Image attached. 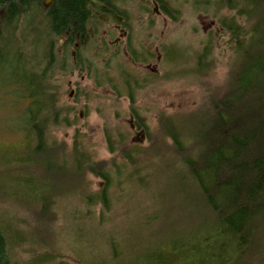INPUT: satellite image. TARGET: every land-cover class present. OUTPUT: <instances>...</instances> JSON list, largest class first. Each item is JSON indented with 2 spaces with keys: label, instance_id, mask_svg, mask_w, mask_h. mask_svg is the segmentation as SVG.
Returning <instances> with one entry per match:
<instances>
[{
  "label": "trees",
  "instance_id": "16d2710c",
  "mask_svg": "<svg viewBox=\"0 0 264 264\" xmlns=\"http://www.w3.org/2000/svg\"><path fill=\"white\" fill-rule=\"evenodd\" d=\"M154 1L166 15L177 19L178 8L164 7L169 5L168 0ZM192 1L196 10H204L200 5H209L212 16L219 17L222 41L230 48L225 78L206 89L194 112H161L157 116L158 134L153 136L147 120L133 106V84L120 67L132 123L125 130L105 125L111 158L96 160L77 131L69 146L58 145L48 137L53 125H71L68 112L58 104V86L59 79L74 66L69 61L68 46L58 49L56 44L61 38L71 44L86 35L93 17V1L51 0L46 6L43 0H0L1 64L13 58L24 65L33 56L35 47L12 45L21 17L29 21L27 28L23 24L22 33L29 40L35 35V30L31 33V21L35 19L36 27L41 28L37 33V60L26 66L27 74L18 68L27 77L23 91L39 95L38 111L26 109L36 131L35 149L52 160H60L57 169L64 167L67 178L78 181L76 186L83 178L86 183L88 175L103 183L94 192L75 193L87 206H78L73 213L75 218L78 213L81 218L83 213H93L90 231L101 229L108 216L110 221L114 219L110 210L113 185L136 181L155 203L173 198L179 207L174 210L192 223L173 226L162 222L159 229L155 226L159 219L157 210L151 216L139 212L136 221L142 227L155 228L156 235H151L154 240L133 244L124 239L122 230H116L112 222L97 234L104 241L105 254H96L85 264H187L186 260H192V264H264V0ZM225 9L231 14L220 18ZM30 12L31 19L26 17ZM9 29L12 33L5 40L3 35ZM214 38L215 32L209 33L203 41L196 60L198 73L209 65L204 59L209 56ZM131 131L145 133V144L130 141ZM121 191L126 192L125 188ZM74 192L71 189L64 195ZM96 205L100 212L95 213ZM0 264H15L1 223Z\"/></svg>",
  "mask_w": 264,
  "mask_h": 264
},
{
  "label": "rangeland",
  "instance_id": "374dc122",
  "mask_svg": "<svg viewBox=\"0 0 264 264\" xmlns=\"http://www.w3.org/2000/svg\"><path fill=\"white\" fill-rule=\"evenodd\" d=\"M154 2L127 1L131 6V43L134 47L128 48L125 54L117 56L106 45L94 46L83 53L85 64L79 67L71 64L69 57L74 69L59 79L58 104L68 112L71 125H53L48 132V137L58 145L65 143L69 146L77 131L96 160L111 158L104 136L105 125L125 130L132 123L120 67L133 84V106L145 117L153 136L158 134L157 116L161 112L165 115L194 112L202 103L206 89L223 81L228 70L230 48L222 41L219 17L212 16V7L197 5L204 10H196L192 0H168L169 5H164L166 9H179L174 20L157 2L156 9L161 13L153 11ZM32 13L26 17L30 18ZM230 14L225 9L220 18ZM20 20L18 26L25 23L27 28L29 21L24 17ZM37 25L35 19L31 21V33L35 30V35L30 40L17 26L12 44L13 48L16 44L35 47L29 63L21 65L13 58L0 63L3 65L0 66V223L15 264H85L92 256L105 254L106 246L97 234L113 223L116 230H122L124 239L133 244L145 239L154 240L151 235H156L155 228L140 226L136 221L137 213L151 216L157 210L159 219H156L155 226L159 229L163 223L173 226L192 224L189 218L186 222V218L174 210L179 207L173 198L155 203L149 192L139 188L136 181L113 185L110 210L114 219L110 221L108 216L104 225L96 224L97 227L103 225L101 229L90 231L93 229L89 226L94 222L91 219L93 213H83V218L78 213L75 218L73 213L78 206L87 208L75 193L94 192L103 183L88 175L86 183L83 178L76 186L78 181L68 179L64 167L57 169L60 160H52L35 149L36 131L26 109L30 107V111H38L39 95L37 92L27 94L22 85L27 80L24 76L26 66L34 65L40 52L37 33L41 28ZM10 32V29L5 31V40L9 39ZM213 32L215 38L209 56L204 59L209 65L202 69L203 73H198L196 60L199 51L207 34ZM62 42L60 39L56 44L58 49ZM146 55L151 60L146 59ZM71 89H74L72 94ZM128 139L145 144V133L131 131ZM122 188L126 192L122 193ZM71 189H75L74 195H64ZM99 209L96 205L95 213L100 212ZM186 263L192 264V260H186Z\"/></svg>",
  "mask_w": 264,
  "mask_h": 264
},
{
  "label": "flooded vegetation",
  "instance_id": "af4514ba",
  "mask_svg": "<svg viewBox=\"0 0 264 264\" xmlns=\"http://www.w3.org/2000/svg\"><path fill=\"white\" fill-rule=\"evenodd\" d=\"M93 1V17L85 36H82L79 41H74L67 44L66 40L62 39V44L67 45L70 52L71 64L76 66L85 64L83 53H87L91 47H101L106 45L111 52L116 54H125L128 48H133L132 39V18L131 6L127 4L128 0H92ZM143 2L144 0H139ZM51 0H43V5H49ZM153 11L161 13L156 2ZM147 19V18H146ZM18 29L21 33L25 27L23 23L19 24ZM150 56H152L150 54ZM83 57V58H82ZM146 59L151 60V57L146 55ZM158 59V56H157ZM149 62L148 64H151ZM147 65V64H146ZM153 72H156L154 70ZM157 73V72H156ZM70 84V82H68ZM74 92L71 89L70 94Z\"/></svg>",
  "mask_w": 264,
  "mask_h": 264
},
{
  "label": "bare ground",
  "instance_id": "6f19581e",
  "mask_svg": "<svg viewBox=\"0 0 264 264\" xmlns=\"http://www.w3.org/2000/svg\"><path fill=\"white\" fill-rule=\"evenodd\" d=\"M92 19V18H91ZM91 22V21H90ZM90 24V23H89ZM89 24H88V26H89Z\"/></svg>",
  "mask_w": 264,
  "mask_h": 264
}]
</instances>
